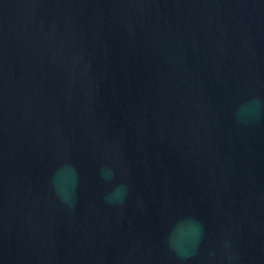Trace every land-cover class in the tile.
I'll return each instance as SVG.
<instances>
[{
  "label": "water",
  "instance_id": "obj_1",
  "mask_svg": "<svg viewBox=\"0 0 264 264\" xmlns=\"http://www.w3.org/2000/svg\"><path fill=\"white\" fill-rule=\"evenodd\" d=\"M0 264H264V0H0Z\"/></svg>",
  "mask_w": 264,
  "mask_h": 264
}]
</instances>
